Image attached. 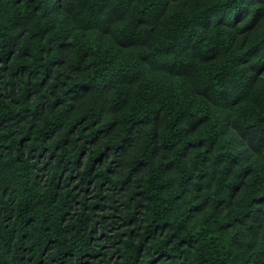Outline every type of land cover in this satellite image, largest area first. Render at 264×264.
I'll return each mask as SVG.
<instances>
[{"label":"trees","instance_id":"1","mask_svg":"<svg viewBox=\"0 0 264 264\" xmlns=\"http://www.w3.org/2000/svg\"><path fill=\"white\" fill-rule=\"evenodd\" d=\"M0 264H264V0H0Z\"/></svg>","mask_w":264,"mask_h":264}]
</instances>
